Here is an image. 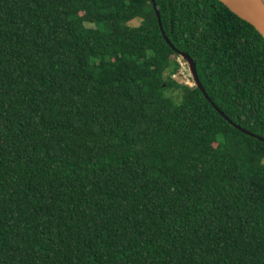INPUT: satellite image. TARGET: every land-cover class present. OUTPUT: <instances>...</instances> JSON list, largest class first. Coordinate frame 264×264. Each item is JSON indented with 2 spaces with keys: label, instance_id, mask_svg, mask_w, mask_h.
<instances>
[{
  "label": "trees",
  "instance_id": "1",
  "mask_svg": "<svg viewBox=\"0 0 264 264\" xmlns=\"http://www.w3.org/2000/svg\"><path fill=\"white\" fill-rule=\"evenodd\" d=\"M155 3L0 0V264H264V38Z\"/></svg>",
  "mask_w": 264,
  "mask_h": 264
},
{
  "label": "water",
  "instance_id": "2",
  "mask_svg": "<svg viewBox=\"0 0 264 264\" xmlns=\"http://www.w3.org/2000/svg\"><path fill=\"white\" fill-rule=\"evenodd\" d=\"M222 2L232 13H234L236 16H238L240 19L244 20L245 22L251 24L255 27V29L262 35L264 38V0H219ZM155 13L157 15V18L160 23V28L162 31V34L172 47V44L170 43L169 39L167 38L161 22V15L160 12L157 9V5L155 3V0H152ZM180 57H182L188 64L189 70L191 73V76L194 78V81L196 85L201 88V90L204 92L205 96L208 98L209 95L206 93L205 88L199 78L197 65L194 62V60L188 55L187 53L180 52ZM235 124V123H234ZM239 128H241L239 125L235 124ZM244 132L252 134L250 131L241 128ZM254 135V134H252ZM259 138L263 139L262 137L258 136ZM264 140V139H263Z\"/></svg>",
  "mask_w": 264,
  "mask_h": 264
},
{
  "label": "rangeland",
  "instance_id": "3",
  "mask_svg": "<svg viewBox=\"0 0 264 264\" xmlns=\"http://www.w3.org/2000/svg\"><path fill=\"white\" fill-rule=\"evenodd\" d=\"M139 21H134L131 23V25L135 26V25H139ZM116 25V24H115ZM177 61L181 60V57L176 58ZM183 64L180 65V69L179 71L173 75L172 78H174L175 80H177L180 83H184V84H190V85H194V81L193 78L191 77V74L189 72V68L188 65L186 66L185 61L181 60ZM185 67V68H184ZM177 90H171V92L169 94H174L176 96H179L177 93ZM180 98L177 97V100H179Z\"/></svg>",
  "mask_w": 264,
  "mask_h": 264
},
{
  "label": "clouds",
  "instance_id": "4",
  "mask_svg": "<svg viewBox=\"0 0 264 264\" xmlns=\"http://www.w3.org/2000/svg\"><path fill=\"white\" fill-rule=\"evenodd\" d=\"M180 56V55H179ZM179 58V57H178ZM181 60H183V61H185L182 57H181ZM181 60H179L178 62H179V64L181 65V64H183L182 63V61ZM185 64H186V66L188 65L187 64V62L185 61ZM185 68V67H184ZM188 68H189V66H188ZM189 72H190V70H189ZM191 74V73H190ZM175 75V74H174ZM173 77V76H172ZM192 77V76H191ZM193 78V77H192ZM193 81H194V78H193ZM196 83H195V81H194V85H195ZM190 85V84H189ZM191 86H193V85H191Z\"/></svg>",
  "mask_w": 264,
  "mask_h": 264
}]
</instances>
